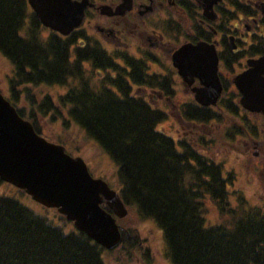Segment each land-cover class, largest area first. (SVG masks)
I'll use <instances>...</instances> for the list:
<instances>
[{
  "label": "trees",
  "instance_id": "obj_1",
  "mask_svg": "<svg viewBox=\"0 0 264 264\" xmlns=\"http://www.w3.org/2000/svg\"><path fill=\"white\" fill-rule=\"evenodd\" d=\"M40 28L25 0H0V54L11 65L14 100L22 87L67 85L57 105L45 92L28 106L62 119L65 111L105 151L116 167L120 199L127 210L157 224L170 264H264L262 212L243 210L233 226L204 221V202L227 203L219 165L197 151L196 142L175 140L157 128L164 115L150 104L90 94L78 78L72 88L66 44L53 33L41 37ZM15 109L40 135L34 116ZM179 113L182 122L212 120L205 111H184L183 104ZM125 233L120 227L117 246ZM104 251L55 210L35 211L0 194V264H105Z\"/></svg>",
  "mask_w": 264,
  "mask_h": 264
},
{
  "label": "flooded vegetation",
  "instance_id": "obj_2",
  "mask_svg": "<svg viewBox=\"0 0 264 264\" xmlns=\"http://www.w3.org/2000/svg\"><path fill=\"white\" fill-rule=\"evenodd\" d=\"M81 1L87 7L78 28L66 36L48 30L66 44L72 88L85 81L90 94L105 92L153 108L166 103L178 116L179 105L172 103L179 101L174 99L179 83L184 111L233 119L226 141L254 160L264 185V114L243 107L236 86L239 75L264 59V0ZM197 43L206 45L216 61L221 90L214 105L196 103L192 89L201 86L199 79L183 82L172 65L176 49ZM261 69L264 77V64Z\"/></svg>",
  "mask_w": 264,
  "mask_h": 264
},
{
  "label": "water",
  "instance_id": "obj_3",
  "mask_svg": "<svg viewBox=\"0 0 264 264\" xmlns=\"http://www.w3.org/2000/svg\"><path fill=\"white\" fill-rule=\"evenodd\" d=\"M39 24L66 36L78 28L87 7L85 1L26 0ZM181 80L193 77L201 86L192 89L196 103L214 105L220 95L216 61L204 44L182 45L171 57ZM264 59L236 78L240 104L264 114ZM0 181L25 193L44 208L55 210L76 231L104 250L115 248L121 238L116 222L127 214L117 191L101 178L92 177L79 156L68 154L61 144L36 133L0 93Z\"/></svg>",
  "mask_w": 264,
  "mask_h": 264
},
{
  "label": "rangeland",
  "instance_id": "obj_4",
  "mask_svg": "<svg viewBox=\"0 0 264 264\" xmlns=\"http://www.w3.org/2000/svg\"><path fill=\"white\" fill-rule=\"evenodd\" d=\"M48 33L47 29L40 28L41 37H46ZM10 71L11 65L0 54V93L25 116H34L35 125L39 128L41 136L48 141L61 144L70 155L81 157L91 176L103 179L109 187L117 191L116 167L112 160L69 116L67 117L65 111H63L65 118L62 119L49 112L40 116L35 113L34 108L28 106L29 99L37 98L36 93L45 92L57 105V94H63L64 89L50 85L48 88L29 87L24 91L22 87L16 101L8 83ZM176 88L174 99L179 101L172 104L179 105L180 108L183 100L182 87L178 83ZM37 100L39 101V98ZM155 108L166 113L163 114L164 119L157 128L175 140L184 138L188 142H196L197 151L206 155L221 168V176L227 186V203L204 202L202 213L207 224L233 226L237 217L247 209L259 210L264 214V185L259 174L260 167L249 155L233 150L228 144L230 141H226L230 139V133L233 131L230 126L233 119L222 116L205 123H192L187 120L182 122L180 115H175L173 108L171 109L168 104L158 103ZM201 135L204 138L201 139ZM0 194L13 197L35 211L41 208V205L32 201L27 195L2 181H0ZM117 224L126 232L122 239L123 244L111 251H104L105 264H170L164 255L162 232L152 219H141L127 210L126 216L118 219ZM130 239L131 241L128 242ZM132 242L134 246L130 244Z\"/></svg>",
  "mask_w": 264,
  "mask_h": 264
}]
</instances>
